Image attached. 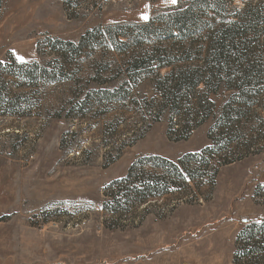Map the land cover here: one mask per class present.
Listing matches in <instances>:
<instances>
[{"label": "rangeland", "instance_id": "rangeland-1", "mask_svg": "<svg viewBox=\"0 0 264 264\" xmlns=\"http://www.w3.org/2000/svg\"><path fill=\"white\" fill-rule=\"evenodd\" d=\"M247 1L0 0V264H236L239 234L264 223L260 106L263 121L243 127L262 150L222 166L214 186L129 199L121 215L105 190L140 159L211 144L214 118L176 139L190 116L166 104L158 88L172 68L159 58L185 40L207 45ZM187 11L199 22L182 34ZM231 93L211 95L215 112Z\"/></svg>", "mask_w": 264, "mask_h": 264}, {"label": "trees", "instance_id": "trees-1", "mask_svg": "<svg viewBox=\"0 0 264 264\" xmlns=\"http://www.w3.org/2000/svg\"><path fill=\"white\" fill-rule=\"evenodd\" d=\"M235 13V20L207 33V45L199 47L195 40L186 43L185 40L178 48L166 47L159 58L160 67L172 68L160 80L158 88L166 104L175 118L183 113L190 116L177 130L181 134L176 139H188L196 128L214 118L208 134L211 144L176 161L159 155L136 161L124 177L106 188V196L113 199L107 202V211L125 214L129 199L140 203L163 198L172 188H181L188 181L214 186L222 166L262 150L250 142L243 124L255 117L263 121L253 109L260 106L264 110V38L260 41L257 37L264 32V0L247 1ZM179 21L182 34L199 22L190 11ZM144 63L145 59H142L136 68ZM221 91L232 93L218 113L215 112L216 102L210 97ZM196 94L199 96L195 104L188 110L183 109L181 104L191 102ZM172 131L173 127H170V137ZM260 132L264 141V132ZM243 239L245 249L241 250ZM262 252L264 223H252L237 238L234 262L237 264L246 259L260 264L258 255Z\"/></svg>", "mask_w": 264, "mask_h": 264}, {"label": "snow or ice", "instance_id": "snow-or-ice-1", "mask_svg": "<svg viewBox=\"0 0 264 264\" xmlns=\"http://www.w3.org/2000/svg\"><path fill=\"white\" fill-rule=\"evenodd\" d=\"M166 2H170L172 4H175L177 2V0H166ZM147 7V6H146ZM142 18L144 20H148L149 19V16L147 14H142ZM17 59H19L21 62H23V57H17Z\"/></svg>", "mask_w": 264, "mask_h": 264}]
</instances>
